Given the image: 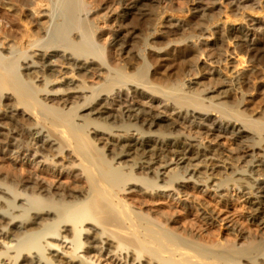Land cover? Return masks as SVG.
<instances>
[{
    "label": "bare ground",
    "instance_id": "obj_1",
    "mask_svg": "<svg viewBox=\"0 0 264 264\" xmlns=\"http://www.w3.org/2000/svg\"><path fill=\"white\" fill-rule=\"evenodd\" d=\"M147 1L0 0V158L13 167L0 176V264H264V116L243 108L255 71L216 69L225 87L216 100L213 87L151 78L147 53L217 32L230 45L218 65L233 51L252 65L264 49L228 18L174 38L187 28L167 16L166 29L130 43L116 28L130 15L148 27ZM210 8L190 10L212 22ZM252 85L264 94V82ZM212 135L237 146L222 150ZM234 150L243 154L228 161ZM212 195L247 211L217 214ZM152 198L179 209L152 208Z\"/></svg>",
    "mask_w": 264,
    "mask_h": 264
},
{
    "label": "rangeland",
    "instance_id": "obj_2",
    "mask_svg": "<svg viewBox=\"0 0 264 264\" xmlns=\"http://www.w3.org/2000/svg\"><path fill=\"white\" fill-rule=\"evenodd\" d=\"M199 1H203V2H199ZM211 1L210 0H196V1L194 0H155V1L148 0L147 6L154 9V15H153V18L150 24L152 27L150 29H149L150 25L147 27V25L142 23V20L140 21L139 19L140 17L138 18V16L136 15L128 16V18L124 22L125 25L122 27H117L116 29L120 30L121 28L123 32H127V30L130 31L129 33L130 36L128 37V40L130 43L131 42L135 43L137 40H139V38H144L147 34H149V31H151L154 26L155 27L157 26L159 29H166L167 22L165 21V18L167 16H174L176 19H180L179 22H181V24L185 25L187 28V30L185 29L184 31L179 30L177 34L173 36L174 38H178L182 34L187 35V33L190 34L192 32L198 33L199 32L198 25L200 23H202L203 25H205V23L206 25L209 24L212 30H219V25L223 27L222 22L226 18H228L229 20H232L233 23H231L232 21L227 20L228 24L226 25V27L227 26L228 27L242 26L244 28V31L249 33L250 38L259 40L258 45H260V47L264 49V35L262 34L264 32L263 30L264 29V10L261 11L260 9V5H259L260 0H219L217 1V3L219 4H216V3L214 4ZM261 1H264V0H261ZM195 3H202V4H207L208 6H211V8L208 11H209V14L211 12L210 15L212 19H210V21L212 22H209V19L201 18L197 12H193L194 10H190L191 8L195 6ZM215 26H218V27H215ZM219 35L220 34L217 32L215 33V35L210 36L208 38L209 42H205L207 41L205 37L201 38L202 42L201 44L199 43L198 46L193 44V42L191 41H189L186 45L180 44L177 47L172 46V48H176V51H174V53L172 52V54L169 53V55H159L155 51L149 50V52H147L148 60H150L153 65L151 72H150L152 76L151 78L155 80H164V79L168 80L169 78L170 79L173 78L174 80L180 79V78L185 79L187 83L192 87L193 90L194 89L200 90V88L202 90L207 86L213 87L217 90L214 91L213 93L212 92L207 93L206 96H211L213 99L218 100L217 98L222 96L220 92L225 90V87H221L222 86L221 83L220 82L218 83V78L221 76H218L214 73L216 69L224 70L222 71V74H224L222 75V77L223 76L225 77V75L231 76L229 70H233L232 66H236L238 69L241 68V69H247V70L253 68V72L255 71L253 73L254 77L250 79L249 83L243 87L244 92H246L245 96L247 98L246 104L245 106H243V108H246L247 110L246 112H248V114L250 115H253L254 117H261V116L263 117L264 116V94H261L259 91H256L253 88L252 84L256 81L257 83L264 82V51H263V56L252 65H248L247 63L243 62V58H242L240 51L239 52L233 51L232 57L234 56L235 58H231L230 56L228 57L227 63L218 65V63L217 62L215 63L214 61L217 59V56H219V52L222 51V49H225L226 47L227 48L230 47V45H227L228 43H225L224 45H220L221 43L218 40ZM106 37H107V34L102 35L101 37L102 42L100 41L101 44L105 43L104 40ZM204 43H207V44H204ZM199 47H202L203 49L207 47L208 49L206 48L207 50L202 52L203 50L201 51ZM244 48L245 46L242 45L239 49H244ZM168 52H171V49ZM201 53L202 54L204 53V54L202 55ZM129 63L133 67L139 64V60L137 58H131L129 59ZM226 88H229V87H226ZM240 94L242 95V93ZM240 94H239V91L236 92L234 90H231L230 93H228L229 95V98L227 99L228 102L230 104H237L240 98L239 97ZM23 119H24L23 121H26L25 117ZM211 138H213L212 143H216L217 140L220 143L224 142L223 147H220V148H223L222 150L230 149V148H233L234 146H237V143H235L233 140L227 137H223V138L216 137L215 138V136L212 135L210 136V139ZM227 154L230 155V156L228 155L229 157L227 158V160L234 162L237 159L235 157L237 155L238 156L242 155L243 153L239 150H234V153L231 154L227 152ZM236 161H238V159ZM24 165L28 170H30L31 168H32L31 170H33L32 166H30L31 167L30 168L28 164L25 163ZM12 169L13 167H12V163L10 160L5 159V158H0V176L2 177L11 176L13 174ZM26 171L24 175L21 173L20 170H18V172L16 173H18V175H20V177L22 178V176L23 177L27 176L28 172ZM70 180L71 179H67L66 181H70ZM152 199L153 200L149 202V204L151 203L150 207L152 208H164V209L172 208L175 210L179 209L178 207L179 204H177L178 202L170 201L169 199H166V200H163V199L161 200L158 198H155V199L152 198ZM206 199H207V202H209L208 203L209 208L211 210L213 209L214 212L217 211V214H222L224 209H227L228 214H225L223 216H229L231 214L233 216H240L239 214L243 215L247 211L246 209L247 204L242 200H235V197L230 201L229 200L225 201L224 203L221 202V200L216 198V196L214 195H212V197L206 196ZM217 201L219 202L217 203ZM174 226L175 227L181 226V223H178ZM29 261H30V258H28V260L22 261V263H27V262L29 263Z\"/></svg>",
    "mask_w": 264,
    "mask_h": 264
}]
</instances>
